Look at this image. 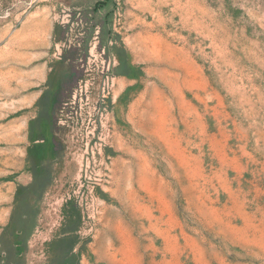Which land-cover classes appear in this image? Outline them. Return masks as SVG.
I'll use <instances>...</instances> for the list:
<instances>
[{
    "label": "rangeland",
    "instance_id": "1",
    "mask_svg": "<svg viewBox=\"0 0 264 264\" xmlns=\"http://www.w3.org/2000/svg\"><path fill=\"white\" fill-rule=\"evenodd\" d=\"M0 264H264V0H0Z\"/></svg>",
    "mask_w": 264,
    "mask_h": 264
}]
</instances>
